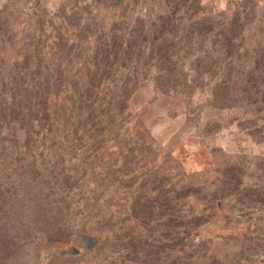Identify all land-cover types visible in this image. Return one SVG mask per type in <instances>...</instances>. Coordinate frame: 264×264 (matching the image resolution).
<instances>
[{"label": "rangeland", "instance_id": "rangeland-1", "mask_svg": "<svg viewBox=\"0 0 264 264\" xmlns=\"http://www.w3.org/2000/svg\"><path fill=\"white\" fill-rule=\"evenodd\" d=\"M172 2L0 0L2 14L13 26L10 36H0V57L19 55L23 40L38 38L49 51L59 30L69 38L80 30L88 43L114 21L152 19ZM201 4L208 12L226 14L245 4L246 40L241 49L251 53L264 45V0H201ZM212 80L203 78L188 98L163 93L150 77H142L125 113L108 127L76 133L57 129L45 141L22 149L19 155L24 160L11 162L9 171L23 172L33 161L47 177L35 175L31 180L21 173L11 179L10 203L18 215H10L8 230L32 226V220L43 218L33 205L19 207L36 199L38 187L46 181L55 185L57 178L62 184L61 174L67 172L72 193L70 209L51 222L59 234L50 235L51 223H35V230L44 226L47 232L34 231L16 264H115L119 254L103 236L106 233L100 241L103 247L89 249L101 228L84 207L86 194L99 196L105 210L123 217L132 197L158 192L164 198L172 187L183 193L178 201L185 215L181 229L185 243L178 249L181 264H264V144L257 133H250L264 121L250 105H214L209 99ZM164 220L154 217L148 223L155 239L166 232ZM136 226L145 230L139 220ZM71 249L78 252H62Z\"/></svg>", "mask_w": 264, "mask_h": 264}, {"label": "trees", "instance_id": "trees-1", "mask_svg": "<svg viewBox=\"0 0 264 264\" xmlns=\"http://www.w3.org/2000/svg\"><path fill=\"white\" fill-rule=\"evenodd\" d=\"M172 1L152 19L114 21L88 43L80 30L74 38L59 30L49 51L42 48L37 36L38 40L22 41L19 55L0 57V264H16L34 231L47 232L44 226L35 230V223L49 224L71 207L72 182L64 172L62 184L57 178L55 185L46 181L37 189L39 197L19 207L33 205L43 218L32 220V226L8 230L10 215H18L10 203L14 196L8 187L11 179L21 173L31 180L35 175L47 177L33 161L23 172H10L11 162L24 160L19 155L22 149L45 141L57 129L76 133L108 127L125 113L142 77H150L163 93L188 98L203 78L213 79L209 99L214 105H250L264 121V45H257L251 53L241 49L246 40V5L226 14L206 11L201 0ZM2 12L4 8H0V36H10L13 26ZM34 35L32 32L30 38ZM250 133H257L264 144V122ZM182 195L172 187L164 198L158 192L132 197L127 201L129 212L117 217L104 209L99 196L86 194L84 207L101 228L89 249L103 247L100 241L106 233L103 236L119 254L117 264H181L178 249L185 243L181 234L185 215L178 201ZM161 216L166 220V232H159L155 239L148 223ZM138 220L145 230L136 226ZM47 226L50 235L59 234L55 224Z\"/></svg>", "mask_w": 264, "mask_h": 264}, {"label": "water", "instance_id": "water-1", "mask_svg": "<svg viewBox=\"0 0 264 264\" xmlns=\"http://www.w3.org/2000/svg\"><path fill=\"white\" fill-rule=\"evenodd\" d=\"M92 240L94 239V237H90ZM63 253H73V254H75V253H77L78 251H77V249H71V250H67V251H65V250H63L62 251Z\"/></svg>", "mask_w": 264, "mask_h": 264}]
</instances>
